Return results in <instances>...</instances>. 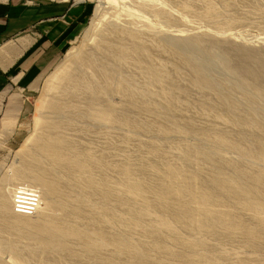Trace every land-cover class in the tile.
I'll return each instance as SVG.
<instances>
[{"label": "bare ground", "instance_id": "6f19581e", "mask_svg": "<svg viewBox=\"0 0 264 264\" xmlns=\"http://www.w3.org/2000/svg\"><path fill=\"white\" fill-rule=\"evenodd\" d=\"M127 1H100L1 175L0 264H264V36L196 21L231 24L251 0ZM161 28L176 37L156 43Z\"/></svg>", "mask_w": 264, "mask_h": 264}, {"label": "rangeland", "instance_id": "374dc122", "mask_svg": "<svg viewBox=\"0 0 264 264\" xmlns=\"http://www.w3.org/2000/svg\"><path fill=\"white\" fill-rule=\"evenodd\" d=\"M100 1L101 0H66L67 4H71V3L75 2V4L77 6H79V12H77L78 14H77V19H76L77 20V29H76L77 32H76L75 36L67 43V45L65 46L62 53L53 62L48 64V66L46 68L39 70V71H34L33 75H29L28 77H25V78L18 80V81L16 80V82L14 84L10 83L0 93V99H1V103H2V109L0 111V134H1L0 135V180H1V175L6 171L5 169L10 168L9 165L11 166L13 163H15L16 158H17V153L19 152V150L26 147L24 145H26L27 143H24V141L26 142L28 140L27 137L30 136L29 134H31L33 127H34V120L36 118H38V114H39L38 110H39V107L41 105V100H42V97H43L44 92H45L44 88L45 87L47 88V86H48L47 82H49L48 79H50L51 73H53L57 70V69H55V67L59 68V66H61L60 63H63V60H66L65 58L67 57V55L69 56L71 54L70 53L71 51H72V53L74 51H78L83 46L84 42L86 43L85 39L87 40V38L91 35L90 33L96 28V27L93 28L92 31L90 30L91 26L96 22L98 16H101L100 15L101 13H99V11L102 12V9H103L102 4L105 5L104 3H101ZM121 1L118 0V2H121ZM124 1H127V0H124ZM239 3H240V1H239ZM241 3L238 4V7H239V5H241L239 7L240 9H237V11L235 10L234 13L232 11V15L236 14L238 16H235V17L239 18V20H235V17L233 15L234 21H232V22H234V23L231 22V24H227L228 22L226 23L225 21H221L222 23L221 22H216V23L215 22H210V23L208 22L207 23V22L202 21V20H196V21L197 22L201 21V22H199L201 25H203L205 23V26L207 25V27L211 30L215 29V30H212L214 32L218 29H220V30L224 29V31L228 32L229 28H230L229 31H231L232 33L238 32L240 34L242 32L240 34L242 38H243V36H245V37L250 38L251 40H255V42H256L258 36H264V20H263L264 17H263V15L258 13L259 11H262V10L264 11V8L263 9L261 8V10H260L261 6L264 7V0H259V1L251 0V2H249V3L248 2L247 3L241 2ZM243 3H245V5H243ZM127 4L131 5L132 1L128 0ZM246 4H248V5L246 6ZM255 4H257L256 8H255ZM170 5H172V4L170 3ZM249 5L250 6L252 5V8H254V10H253L252 8L249 7V10L252 9V11L255 14L252 13L251 10H250L251 12L245 10V12H247V13L244 12L246 15L242 14L241 10H242V12L244 11V9H242V8L244 7L248 10L247 7ZM257 7H259L258 12H256ZM142 10L140 13L143 14L145 12V14H143V15H145L147 17L152 16V14H151V16H150V14H148L149 12L147 10H145V9H142ZM146 12H148L147 15H146ZM236 12L239 14H237ZM249 12H250V14H249ZM239 15L241 18L239 17ZM220 19L223 20L224 18H220ZM108 21H110V20H108ZM261 21L263 22V24ZM223 22L226 24L222 26V24H224ZM109 23H111V22H109ZM210 24H212V25H210ZM167 25H171L170 26L171 29L175 28V26H176V28L179 27V29H183V27H184L182 24H181L182 25L181 26L179 24V22L170 21V20L168 21ZM171 29L169 30V28H167L168 31H166L164 28L163 29L161 28L158 31H154L153 34H154V39L156 40L155 42L159 43V44L160 43L168 44V42L171 40V38L176 37V35L174 36V34L172 33ZM184 29H186V28H184ZM185 32L186 31H183L184 34H185ZM187 32H189V31H187ZM187 32H186V34H187ZM189 33H191V32H189ZM171 34H173V35H171ZM241 37H240V39H241ZM257 45H259V44H257ZM170 46L172 48H174L175 50H177L180 54H182L183 56H185L186 58L191 60L192 62H199L201 64V66H204V71L205 72L207 71L206 72L207 74H205L206 76H209V75L211 76V74H213V75H216L218 77H222L224 79L227 78V80L232 78L231 73H229L223 67V65L220 64V61L215 59V57H211V55L209 56V54H205L204 52H200V50H199L200 53H197L195 51L189 50L188 48H183L179 45H176L175 43H172ZM176 46H178V47L176 48ZM212 55H214V54H212ZM210 58H214V59L211 60ZM42 89H43V91H42ZM39 99H41V100H39ZM9 130H11V131H9ZM138 137L141 139L142 138L143 139H159V138H157L158 136L155 133L152 134L150 132L139 133ZM196 137H198V136L191 135L189 139L190 140L192 139V141L200 140V138H196ZM159 140L162 141L163 145H164V143H166L164 145L165 148H167V149L170 148V150L173 149L172 146L174 143H172V142L175 141V143H177V140L179 141L177 135L175 136L174 133L170 134L166 137H162ZM166 140H167V142H166ZM168 143H169V145L170 144H172V145L169 146V145H167ZM166 145H167V147H166ZM171 147H172V149H171ZM174 148H175V144H174ZM174 150H172V151H174ZM225 245L229 246L227 244H225ZM235 249L237 250V248H235Z\"/></svg>", "mask_w": 264, "mask_h": 264}, {"label": "crops", "instance_id": "0c3cea01", "mask_svg": "<svg viewBox=\"0 0 264 264\" xmlns=\"http://www.w3.org/2000/svg\"><path fill=\"white\" fill-rule=\"evenodd\" d=\"M77 12L66 0H0V93L62 53L77 32Z\"/></svg>", "mask_w": 264, "mask_h": 264}, {"label": "built area", "instance_id": "2783aa9c", "mask_svg": "<svg viewBox=\"0 0 264 264\" xmlns=\"http://www.w3.org/2000/svg\"><path fill=\"white\" fill-rule=\"evenodd\" d=\"M25 189H28V188H25Z\"/></svg>", "mask_w": 264, "mask_h": 264}]
</instances>
